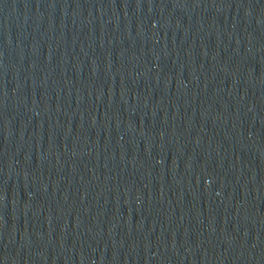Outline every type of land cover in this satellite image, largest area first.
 <instances>
[{
    "label": "water",
    "instance_id": "95a60500",
    "mask_svg": "<svg viewBox=\"0 0 264 264\" xmlns=\"http://www.w3.org/2000/svg\"><path fill=\"white\" fill-rule=\"evenodd\" d=\"M0 264H264V0H0Z\"/></svg>",
    "mask_w": 264,
    "mask_h": 264
}]
</instances>
